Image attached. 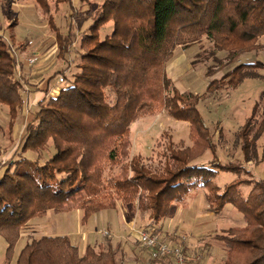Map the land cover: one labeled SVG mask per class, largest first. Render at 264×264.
<instances>
[{
    "label": "trees",
    "instance_id": "1",
    "mask_svg": "<svg viewBox=\"0 0 264 264\" xmlns=\"http://www.w3.org/2000/svg\"><path fill=\"white\" fill-rule=\"evenodd\" d=\"M37 1L49 18L57 59L66 69L58 72L63 79L59 94L52 97L50 88L45 90L22 129L15 154L0 162V237L7 244V259L31 220L82 210V220L87 221L115 209L112 196L132 212H150L153 226L167 234L160 224L189 191L201 187L207 191L210 214L221 215L231 205L246 223L214 236L226 250L222 264H264V180L242 178V173L249 174L243 166L215 160L207 166L193 163L215 148L197 108L204 94L181 93L167 73L179 47L189 48L204 39L212 43L213 57L226 54L227 67L256 51L264 37V0H104L94 14L92 0H80L78 7L73 0H57L56 7L68 5L73 12L67 33L55 25L48 0ZM13 42L0 34V104L10 109L11 128L27 94L26 77L17 78ZM262 67L259 61L241 63L220 80L213 79L208 90L225 82L235 89ZM208 75L215 76L211 70ZM160 110L190 124L194 145L172 151L173 165L162 172L143 165L141 156L126 164L131 125ZM257 111L255 107L237 134L243 161L256 164L264 163V149L259 153L257 147L264 117L255 121ZM50 150L51 157L42 162ZM107 163L124 165L118 176L106 181ZM220 172L238 179L218 188L215 179ZM241 187H251L247 197ZM105 196L111 198L108 203ZM22 248L16 264H119L111 244L99 250L89 246L80 254L68 236L32 237Z\"/></svg>",
    "mask_w": 264,
    "mask_h": 264
},
{
    "label": "rangeland",
    "instance_id": "2",
    "mask_svg": "<svg viewBox=\"0 0 264 264\" xmlns=\"http://www.w3.org/2000/svg\"><path fill=\"white\" fill-rule=\"evenodd\" d=\"M56 1L48 0L50 13L54 16L55 25L63 33H67L66 24L68 17L73 12L68 5L56 7ZM103 1L92 0L94 5L90 11L93 14L97 13ZM79 3L80 0H73L75 7H78ZM84 8L89 10L87 6ZM43 11L37 0H0V34L9 42L14 40L17 78H20L21 75L25 77L31 74V70H27L26 66L30 62V64H34L44 60L40 64L44 72H39L37 77L32 78L31 82L43 81L45 85L52 77L51 86L55 85V88L59 89L63 85L59 83L61 77H59L58 72L66 69V65L57 59L58 48L55 34L49 26L48 16ZM89 22L87 21L85 24ZM11 36L14 37L13 40H11ZM257 43L259 48L256 51L241 56L237 63L229 65L228 68L226 54L218 53L213 57L211 54L212 43L204 39L201 44L193 45L195 47L189 51H199V55L193 58L194 53H192L189 58L192 61L188 73L175 85L181 92L204 94L197 108L204 125L210 131L211 143L215 148L214 151H206L193 163L207 166L210 161L215 160L220 164L243 166L249 174L242 173V178L247 180H264V163L256 164L255 162L243 161L240 148L242 141L237 135L252 116L255 107L258 108L255 121L260 122L264 117V37ZM36 51L39 53L34 54ZM184 52L187 53L188 51L185 50ZM178 54L176 53L173 61L178 58ZM256 61L261 62L263 67L253 71V76H246L237 88L233 89L227 86V82H225L220 83V87L214 85L212 89L208 90L209 83L213 79L220 80L227 73V70L241 63ZM23 64L26 70L23 69ZM37 66H39L38 63L35 64V68ZM209 70L215 76L210 77L208 75ZM27 86L31 85L27 84ZM29 109L23 105L15 119L14 127L11 128L10 109L0 104V162L7 161L15 154L17 143H19L23 132L22 129L34 114L35 109ZM166 111L160 110L156 115L149 116V118L145 117V120L141 119L140 122L131 125L132 130L129 138L132 145L131 156L125 160L126 164L131 158L141 156L143 165L151 170L162 172L166 165H173L170 159L172 151L194 145L190 137V124L172 118ZM254 130L250 139L255 136L257 127ZM257 147L261 153L264 149V133L257 141ZM50 154L51 150L47 151L42 155L41 161L48 160L51 157ZM27 156L37 159L35 154L29 153ZM122 165L124 164L111 166L107 163L104 180L107 181L108 178L118 176L122 171ZM217 175L215 183L218 188L232 184L238 179L237 175L229 172H220ZM241 190L243 195L247 197L251 187H241ZM206 193L207 191L201 187L189 191L183 197V201L176 203L177 207L173 215L164 220L160 226H163L161 228L163 233L175 230L179 236L185 235L189 244H199L196 247L198 249L196 252L202 255V264H222L227 254L224 252L223 244L215 240L214 236L232 228L244 227L246 223L243 216L231 205L227 206L221 215L210 214L208 212L209 204L205 198ZM112 198L117 206L115 209L104 210L87 218V221L82 220L84 218V211L82 210L60 214L50 213L44 218L31 220L30 226H27V229L21 234L22 237L14 247L9 260L6 256L7 244L4 238L0 237V264H16L22 247L30 238L46 235L68 236L70 241L79 247L80 254H84L89 246L99 250L101 248L107 249L108 245L111 244L116 251L115 257H117L119 264H152L151 262L157 264L150 258L149 252L138 243V232L153 226L152 219L149 217L150 212L140 210L132 212L117 196H112ZM103 199H106L107 203L111 200L107 196ZM101 231L109 232V236H103Z\"/></svg>",
    "mask_w": 264,
    "mask_h": 264
},
{
    "label": "built area",
    "instance_id": "3",
    "mask_svg": "<svg viewBox=\"0 0 264 264\" xmlns=\"http://www.w3.org/2000/svg\"><path fill=\"white\" fill-rule=\"evenodd\" d=\"M59 83H63L62 78H60ZM61 88L53 89L51 96L56 97ZM101 232L103 236H109V232ZM138 235V243L149 252L150 258L157 264H202V255L197 252H186L185 247L188 244V238L185 235L179 236L175 230L161 234L154 226H151L140 230ZM175 239L178 243L174 242Z\"/></svg>",
    "mask_w": 264,
    "mask_h": 264
},
{
    "label": "crops",
    "instance_id": "4",
    "mask_svg": "<svg viewBox=\"0 0 264 264\" xmlns=\"http://www.w3.org/2000/svg\"><path fill=\"white\" fill-rule=\"evenodd\" d=\"M193 47H195V46L192 45L189 48L179 47L175 51V54H174V57H175L176 53L177 54L179 53L178 54V58H176L175 61H173L171 59L172 61L170 62L169 66H168V72L167 73L169 74L170 78L172 79V81L174 82L175 85H176V83H178V81H180L184 77V75H186V73H188L187 71H188V68L190 66V62L192 61V60L190 61L189 58L192 56V53H194L193 58L194 57L196 58L199 55V51L189 52V51H191V49ZM185 50L188 51V52L187 53L184 52ZM38 53L39 52L36 51V53H34V54H38ZM35 60H37V59H35ZM43 62H44V60L43 61L35 62L34 64H30L31 63L30 62L28 65H26L27 66V70H31V74L28 75V76H25L26 77L25 79L27 80V83L26 84L24 83V87H25L24 88V91H26L27 94H26V97H25L26 103H24L23 105L26 106L27 108H30V109L31 108L33 109L34 107H36L37 103L44 98V96L46 95L45 94V90L47 88H50L48 90L49 91V95H51V93L53 92L52 91L53 89H56L57 88V87L55 88V85L54 86L53 85L51 86V84H48L49 80H48L47 84H45V85L43 84V81H36V83L31 82L32 78L37 77V74L39 72H44V69H42V65H40ZM37 63L39 64V66H37V68H35V64H37ZM24 64H25V62H24ZM24 64H23V69L26 70V67L24 66ZM24 72H26V71H24ZM27 84L28 85H31V86L28 87ZM175 87L178 89L177 86H175ZM179 91L181 92V90H179ZM181 93H186V92H181ZM147 118H149V117H147ZM142 119L145 120V118H142ZM138 121L136 123H138ZM131 130H132V127H131ZM197 245H199V244H197ZM197 245L190 243V246H189L190 247V252L191 251L192 252L193 251L196 252V250H198V249H196Z\"/></svg>",
    "mask_w": 264,
    "mask_h": 264
}]
</instances>
